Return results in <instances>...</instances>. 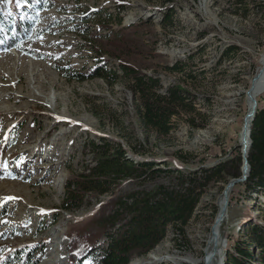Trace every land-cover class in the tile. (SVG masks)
Here are the masks:
<instances>
[{"label":"rangeland","instance_id":"obj_1","mask_svg":"<svg viewBox=\"0 0 264 264\" xmlns=\"http://www.w3.org/2000/svg\"><path fill=\"white\" fill-rule=\"evenodd\" d=\"M165 1L31 0L6 6L0 0V25L13 42L12 47L0 44V259L29 246L34 264H70L69 229L93 215L109 195L88 198L80 211L68 213L60 209L64 185L93 165L92 145L101 139L160 170L225 165L224 181L208 184L182 232L168 227L150 253L129 264H189L188 258L204 255L223 190L233 179L228 176L240 173L232 160L247 113L246 92L264 55V0ZM167 7L174 15L162 25ZM15 19L25 21L18 35L12 29ZM225 49L228 57L221 58ZM118 57L157 77L162 93L171 84L188 86L204 114L203 127L190 130L178 119L171 133L158 136L137 121L125 78L111 86L99 78H68L73 72L85 77L100 58L118 71ZM179 62L193 79L165 70ZM256 105L264 108V92ZM165 178L158 173L153 181H124L113 192L126 194ZM244 182L230 187L219 228L222 264L235 244L244 245L245 230L264 226V190L249 191ZM105 240L83 264H95ZM53 244L58 247L52 254ZM253 253L251 264H260L257 250Z\"/></svg>","mask_w":264,"mask_h":264},{"label":"trees","instance_id":"obj_2","mask_svg":"<svg viewBox=\"0 0 264 264\" xmlns=\"http://www.w3.org/2000/svg\"><path fill=\"white\" fill-rule=\"evenodd\" d=\"M6 6H18L31 0H3ZM172 2L166 0L164 3ZM242 4V0H237ZM2 19L8 23V17L2 12ZM174 12L167 7L163 13L162 25L171 23ZM118 25L121 20L118 18ZM24 20H16L12 29L15 35L23 32ZM137 26L136 28H141ZM5 42L12 47V36L0 25V44ZM229 49L221 53V58L228 57ZM117 57V56H116ZM184 64L166 67L172 73H180L187 79L191 74L184 72ZM68 78L82 81L85 79L103 80L113 85L120 79H126V86L134 101L136 119L158 136H167L181 119L190 130L203 127L204 114L197 109L190 96L188 86L181 83L169 85L165 92L160 91L157 77L140 72L136 62L118 57V71L111 70L108 62L98 59L87 75L69 73ZM187 81V80H185ZM99 145H92V164L72 175L64 185V198L60 209L73 213L80 211L88 198H109L97 207L88 218L78 221L66 236L70 264L83 262L96 250L99 241L106 236L104 246L95 259V264H129L133 257L150 253L164 238L168 227L182 232L183 227L194 215L200 197L208 184L225 175V165L218 164L211 168H198L186 171L167 167L155 168L153 162H136L127 157L121 146L111 147L101 139ZM249 149L247 153L248 176L244 185L249 191L264 190V108L256 109L250 122ZM232 161L241 166L240 149ZM158 173L166 175V182L154 183L149 187L141 186L126 194L114 193L124 181H153ZM240 173H233L229 178H239ZM225 178V183L228 182ZM217 209L215 208L214 214ZM247 240L235 244L232 253H226L223 264H251L255 261L253 250H257V259L264 264V226L253 224L245 230ZM254 248V249H253ZM29 246L14 249L0 259V264H34L33 253Z\"/></svg>","mask_w":264,"mask_h":264},{"label":"bare ground","instance_id":"obj_3","mask_svg":"<svg viewBox=\"0 0 264 264\" xmlns=\"http://www.w3.org/2000/svg\"><path fill=\"white\" fill-rule=\"evenodd\" d=\"M264 92V55L261 58V67L258 70L257 76L255 77L251 87L249 88V93L246 98L247 102V113L242 120L241 128L238 134V144L240 147V153L242 155V151H245V156H247V152L249 149V130H250V122L253 119L251 117L252 110H253V100H255L257 104V97L260 96ZM257 105L255 106V110ZM249 167L246 165L244 167L243 161L240 166V176H248ZM244 182V180L242 181ZM232 191V190H231ZM230 193V187H226L223 191L221 200L219 202V211L218 215L215 219V222L212 227V233L207 240L206 248L204 249V255L199 258H188L186 260L189 264H222V251L223 243H221L219 239V228L221 224L224 222L227 213V206H228V197ZM226 203V206H225ZM58 245L53 244L50 252L53 254L57 250ZM49 264H54L53 261L48 260L46 261Z\"/></svg>","mask_w":264,"mask_h":264},{"label":"water","instance_id":"obj_4","mask_svg":"<svg viewBox=\"0 0 264 264\" xmlns=\"http://www.w3.org/2000/svg\"><path fill=\"white\" fill-rule=\"evenodd\" d=\"M253 80H254V79H253ZM248 93H249V90L246 92V96H248ZM253 103H254V106H253V110H252V114H251V117H252V118L254 117L255 112H256V110L254 109L255 106H256V102H255V100H253ZM251 120H252V119H251ZM249 144H250V142H249ZM241 159H242V161H243L244 167H245L246 165H248V164H247V156H245V151H242ZM245 179H246V176H245V175L242 176L241 178H235V179H232V180H230V182H228V183L226 184L225 187H233L236 183H238V182H242V181L245 180ZM223 191H224V190H223ZM225 206H226V203H225Z\"/></svg>","mask_w":264,"mask_h":264}]
</instances>
